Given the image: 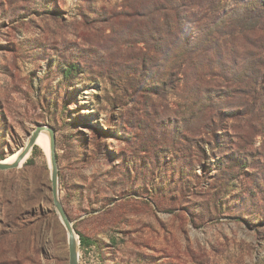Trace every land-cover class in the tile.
<instances>
[{
	"label": "rangeland",
	"instance_id": "obj_1",
	"mask_svg": "<svg viewBox=\"0 0 264 264\" xmlns=\"http://www.w3.org/2000/svg\"><path fill=\"white\" fill-rule=\"evenodd\" d=\"M262 3L0 0V159L53 129L79 264H264ZM36 146L0 170V264H69Z\"/></svg>",
	"mask_w": 264,
	"mask_h": 264
},
{
	"label": "water",
	"instance_id": "obj_2",
	"mask_svg": "<svg viewBox=\"0 0 264 264\" xmlns=\"http://www.w3.org/2000/svg\"><path fill=\"white\" fill-rule=\"evenodd\" d=\"M41 131H46L49 136V150H48V158L49 165L51 169V189L52 196L55 209L59 215L61 223L66 229L67 233V247H68V255H69V264H79L78 263V250L80 241L77 238V233L73 227L72 222L69 217L65 213L61 201L59 199V190H58V171H57V163H56V155H55V138L53 129L48 126H44L40 123L36 124V127L32 130V132L28 135L27 141L24 143L22 148L19 150V153L16 159L13 162H4L3 159H0V170H9L15 167H18L24 162L25 158L29 154V152L33 149L34 145H36V140Z\"/></svg>",
	"mask_w": 264,
	"mask_h": 264
},
{
	"label": "trees",
	"instance_id": "obj_3",
	"mask_svg": "<svg viewBox=\"0 0 264 264\" xmlns=\"http://www.w3.org/2000/svg\"><path fill=\"white\" fill-rule=\"evenodd\" d=\"M260 8H263L262 10L264 11V3L261 4V7H260ZM173 20H174V24H175L176 22L179 21V19H178V14H177V13L174 14V18H173ZM193 37H195L196 39L198 38V37H196V36L193 35V34H191V35L189 36V38H193ZM75 66H76V65H70V66L65 70L64 75H68V74L71 73V71L75 70V69H76ZM36 149H37V146L34 145V147H33V152H35ZM31 162H32L31 159H27V161H26L24 164L27 165V164H29V163H31ZM79 240H80V246H81V247H86V246H88V245H90V244L92 243V240H91L89 237H87V236H85V235H83V234H79Z\"/></svg>",
	"mask_w": 264,
	"mask_h": 264
},
{
	"label": "bare ground",
	"instance_id": "obj_4",
	"mask_svg": "<svg viewBox=\"0 0 264 264\" xmlns=\"http://www.w3.org/2000/svg\"><path fill=\"white\" fill-rule=\"evenodd\" d=\"M36 145H39L47 154H48V150H49V136L47 134L46 131H41L37 140H36ZM19 153V150L14 153L11 154L9 156H7L5 159H3L4 162H13L17 155Z\"/></svg>",
	"mask_w": 264,
	"mask_h": 264
}]
</instances>
